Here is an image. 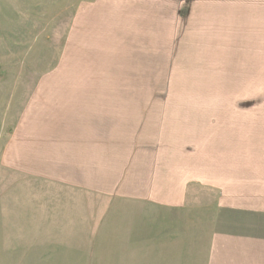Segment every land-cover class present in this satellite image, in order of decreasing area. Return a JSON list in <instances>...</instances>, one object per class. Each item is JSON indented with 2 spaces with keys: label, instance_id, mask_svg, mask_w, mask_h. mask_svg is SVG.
Segmentation results:
<instances>
[{
  "label": "rangeland",
  "instance_id": "1",
  "mask_svg": "<svg viewBox=\"0 0 264 264\" xmlns=\"http://www.w3.org/2000/svg\"><path fill=\"white\" fill-rule=\"evenodd\" d=\"M120 1L0 0V264H121L116 252L125 253L124 247H117L111 230L91 233L78 225L64 231L65 223L51 220L66 215L48 203L41 210L34 178L17 168L19 124L33 106L29 102L92 97L96 90L58 87L68 80L151 81L155 88L139 86L134 97H152L164 107L158 123L165 127V145L183 143L173 154L178 192H165V255L154 264H211L205 249L215 227L264 239V0H166L168 9H156L175 21L169 30L165 25V55L153 56L150 70L106 55L118 47V35L137 31L144 21L128 11L146 9L145 3L125 0L128 11L116 14ZM84 35L95 44L79 38ZM98 49H106L105 56L99 53L103 63L92 57ZM165 185L170 187L166 174ZM69 213L77 218L86 212ZM140 254L132 263L127 253L122 264H152Z\"/></svg>",
  "mask_w": 264,
  "mask_h": 264
},
{
  "label": "crops",
  "instance_id": "2",
  "mask_svg": "<svg viewBox=\"0 0 264 264\" xmlns=\"http://www.w3.org/2000/svg\"><path fill=\"white\" fill-rule=\"evenodd\" d=\"M141 1L146 4V9L128 11L125 0L120 1L121 7L115 8L116 14L127 10L144 21L137 31H123V35H118V47L110 49V53L108 50L106 55L122 56L124 66L145 63L150 70L154 64L152 57L165 55V25L169 30L175 19L169 21L165 18V11L161 10L168 9L166 0ZM94 17L106 20L107 14ZM104 36L105 33L99 41H104ZM82 37L91 46L95 44L92 36L79 38ZM78 46H81L80 40ZM103 50L106 49H98L95 53L91 50L92 57L100 63L103 62L98 59L99 53L105 56ZM124 56L132 57L125 60ZM68 57L67 61H74L72 56ZM73 81L75 83L69 80V83H59L58 87L83 90L96 87L93 94L90 93L92 97L61 95L50 97L48 101H27L33 106L19 124L21 138L17 145V168L34 178L33 190L41 197V210H45L42 204L48 203L51 210L66 215L59 216L63 219L51 218L54 219L51 222L59 223L58 226L65 223L64 231H77L78 225L91 233L107 228L117 239V247H124L125 253L116 252L121 264L127 253L132 263H137L139 250L141 259L152 264L160 263L165 255V192H178V162L174 161L173 154L182 149L183 143L165 145V127L158 123L159 116H164V107L156 106L152 97H134L139 86H156L142 78ZM102 88L108 95L100 91ZM153 115L157 120L150 119ZM41 117L47 121L40 122ZM147 118L150 122H146ZM151 136L161 137L162 141L156 144ZM165 149H170L167 154ZM161 160V170L157 171L156 164ZM165 174L170 187L165 185ZM154 208L156 213L152 212ZM76 209L86 212L85 215L71 217L74 213H69L70 210ZM80 219L82 223H78ZM155 228L157 233L153 232ZM215 229L209 240L210 249H205L211 264H264V239L251 234L220 233ZM233 234H238L239 239H223ZM148 240L151 244L146 243ZM195 241H199L197 233ZM159 242L163 243L162 247ZM192 245L195 254L198 250Z\"/></svg>",
  "mask_w": 264,
  "mask_h": 264
}]
</instances>
